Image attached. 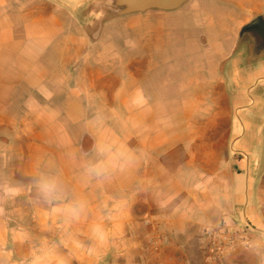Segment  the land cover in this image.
<instances>
[{
    "label": "crops",
    "instance_id": "0c3cea01",
    "mask_svg": "<svg viewBox=\"0 0 264 264\" xmlns=\"http://www.w3.org/2000/svg\"><path fill=\"white\" fill-rule=\"evenodd\" d=\"M95 1L0 0V264H264V39L243 22L201 61L170 54L175 22L264 0L109 20L113 55L94 53ZM220 222L248 243L209 258Z\"/></svg>",
    "mask_w": 264,
    "mask_h": 264
},
{
    "label": "rangeland",
    "instance_id": "374dc122",
    "mask_svg": "<svg viewBox=\"0 0 264 264\" xmlns=\"http://www.w3.org/2000/svg\"><path fill=\"white\" fill-rule=\"evenodd\" d=\"M264 17V15H255V14H228V15H212V16H202V18L207 20V26L202 22H198V16L192 15L189 16V20L182 21L179 20L173 25L174 35H173V47L170 48L172 51L170 54H173L175 57L189 56L190 61H201L204 53L202 51V46L200 43H209V40L219 38V31L227 30L230 36L240 34L241 25L243 22H251L255 18ZM105 26V27H104ZM224 27V28H223ZM211 29V30H208ZM123 30H119L117 26V21H110L106 25H103V30L99 36V41H97L94 46L95 54H117V51L120 47H123L122 40L124 39ZM127 37L133 38V31L127 32ZM101 40H104V44L100 43ZM190 42V45H187L186 41ZM208 59V57H207ZM224 65H222L223 68ZM20 204L24 202L19 201ZM24 205H22L23 207ZM24 208V207H23ZM10 211L13 212V208ZM25 209V208H24ZM25 211H28L26 208ZM16 212V211H15ZM11 214V213H10ZM16 216H26L22 213L16 212Z\"/></svg>",
    "mask_w": 264,
    "mask_h": 264
},
{
    "label": "water",
    "instance_id": "95a60500",
    "mask_svg": "<svg viewBox=\"0 0 264 264\" xmlns=\"http://www.w3.org/2000/svg\"><path fill=\"white\" fill-rule=\"evenodd\" d=\"M189 0H96L92 10L95 19L89 30V36L96 40L103 30L105 22L128 16L136 13H143L148 10L157 9L174 11L181 8ZM261 23L260 17L255 18L242 28L243 31L258 27Z\"/></svg>",
    "mask_w": 264,
    "mask_h": 264
},
{
    "label": "built area",
    "instance_id": "2783aa9c",
    "mask_svg": "<svg viewBox=\"0 0 264 264\" xmlns=\"http://www.w3.org/2000/svg\"><path fill=\"white\" fill-rule=\"evenodd\" d=\"M238 243L246 245L248 242L241 232L229 229L224 222L202 230V247L209 258L220 257Z\"/></svg>",
    "mask_w": 264,
    "mask_h": 264
},
{
    "label": "flooded vegetation",
    "instance_id": "af4514ba",
    "mask_svg": "<svg viewBox=\"0 0 264 264\" xmlns=\"http://www.w3.org/2000/svg\"><path fill=\"white\" fill-rule=\"evenodd\" d=\"M260 19V25L254 29L243 31L240 35L241 38L253 37L257 45H260L261 40L264 39V17L262 16Z\"/></svg>",
    "mask_w": 264,
    "mask_h": 264
},
{
    "label": "clouds",
    "instance_id": "9594fccd",
    "mask_svg": "<svg viewBox=\"0 0 264 264\" xmlns=\"http://www.w3.org/2000/svg\"><path fill=\"white\" fill-rule=\"evenodd\" d=\"M41 188H42V190H48V189H50V185L49 184H47V183H42L41 185Z\"/></svg>",
    "mask_w": 264,
    "mask_h": 264
}]
</instances>
